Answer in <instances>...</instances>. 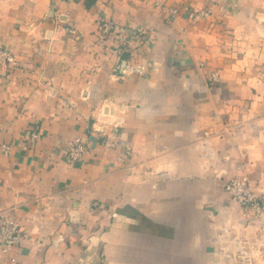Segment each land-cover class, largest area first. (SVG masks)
Masks as SVG:
<instances>
[{
	"label": "crops",
	"instance_id": "1",
	"mask_svg": "<svg viewBox=\"0 0 264 264\" xmlns=\"http://www.w3.org/2000/svg\"><path fill=\"white\" fill-rule=\"evenodd\" d=\"M0 48V264H232L254 240L224 184L264 198V0H0Z\"/></svg>",
	"mask_w": 264,
	"mask_h": 264
},
{
	"label": "built area",
	"instance_id": "2",
	"mask_svg": "<svg viewBox=\"0 0 264 264\" xmlns=\"http://www.w3.org/2000/svg\"><path fill=\"white\" fill-rule=\"evenodd\" d=\"M158 1V0H156ZM209 8H198L189 12L192 19L204 18L209 16ZM120 29L119 24L110 19H103L100 23L98 40L104 41L109 34ZM0 65L13 67L16 59L13 53L4 48H0ZM212 79H216V74H211ZM115 129V126H114ZM39 133L31 130L28 143L34 144ZM103 142L113 146L117 143L115 134H103ZM3 151L7 152V144H1ZM87 151V141L84 136H77L70 140L62 148V153L68 163L79 160ZM225 190L239 204L242 215L245 219L254 220L255 238L250 240L245 231L236 233L232 237V245L220 246L221 251L232 259V264H264V198L254 191L249 183L248 177L244 172H239L229 178L224 184ZM20 240L19 223L16 219L4 217L0 222V249L7 250Z\"/></svg>",
	"mask_w": 264,
	"mask_h": 264
}]
</instances>
